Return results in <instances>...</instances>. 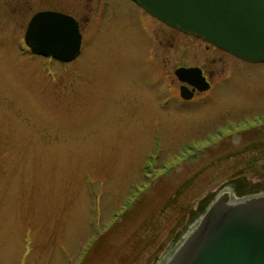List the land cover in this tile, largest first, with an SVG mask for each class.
Masks as SVG:
<instances>
[{
  "label": "rangeland",
  "instance_id": "1",
  "mask_svg": "<svg viewBox=\"0 0 264 264\" xmlns=\"http://www.w3.org/2000/svg\"><path fill=\"white\" fill-rule=\"evenodd\" d=\"M15 1L0 0V264H157L221 189L264 191V62H217L182 99L173 68L204 43L183 56L188 37L160 34L147 57L119 0L60 62L29 51Z\"/></svg>",
  "mask_w": 264,
  "mask_h": 264
},
{
  "label": "water",
  "instance_id": "2",
  "mask_svg": "<svg viewBox=\"0 0 264 264\" xmlns=\"http://www.w3.org/2000/svg\"><path fill=\"white\" fill-rule=\"evenodd\" d=\"M133 1L172 27L246 61L264 62V0ZM24 40L34 54L67 62L79 53L81 35L71 17L41 11L30 19ZM175 74L207 88L194 67H178ZM180 94L192 95L185 86ZM157 264H264V191L235 197L221 189Z\"/></svg>",
  "mask_w": 264,
  "mask_h": 264
},
{
  "label": "flooded vegetation",
  "instance_id": "3",
  "mask_svg": "<svg viewBox=\"0 0 264 264\" xmlns=\"http://www.w3.org/2000/svg\"><path fill=\"white\" fill-rule=\"evenodd\" d=\"M126 1L131 3L133 6H135L138 12L140 13L138 15V20H139L138 27L142 29V31L145 33V37L147 38L145 45L144 46L142 45V47H146L147 57L150 56V58L151 57L153 58L154 57L153 53L157 52L158 47L160 48V40H159L160 34H162L163 38L169 41L170 44L175 42V32L176 31L180 35L188 37L189 39H187V42L185 43V40H184L181 46V53L183 56L184 54H188L189 52L188 46L192 43V41L193 42L200 41L204 43L203 46L200 45V50L198 49L194 52H191L192 55L194 56V57L192 56V58L196 57L197 59H199V61L180 62L179 64H176L173 68L174 79L176 78V82H178L177 83L178 84V87H177L178 95L182 99H190V98H194L197 96H201L205 94V92H207L213 85H215L214 78L216 76L215 75L216 67H214L213 64H216L217 62H223L226 67L229 66L231 68L229 71L232 73V71L235 70L237 64H239L240 62L246 61L240 57H237L229 53L228 51H225L205 41L201 36H197L195 33L181 31L176 27H172L168 25L167 23L159 20L158 18L148 13L145 9H143L135 1L125 0V2ZM15 2H17V0ZM20 10H23L24 14L26 15L23 40H24L25 31L27 29V25L30 19L33 17V15H35L37 12L54 11V12H58L63 15H66L68 17H71L74 21L77 22L78 30L81 35V41L83 37V33H82L83 23L82 22L91 20L92 18H95V21L97 22H103V21H109V20L111 22L119 18L117 16L122 12L119 0H57L56 2L55 0H51V3L47 4V6H42V7L33 6V4L31 3V0H23V4H22V7L20 6ZM81 41H80V46H81ZM24 43H25V40H24ZM25 45L27 46L29 51L33 53L26 43ZM207 51L208 53H205ZM199 52H203L205 54L202 55L203 54L202 53L199 55ZM36 55H39V54H36ZM47 57H51V56H47ZM233 62H235L236 65L234 64V66L231 67ZM178 67H194L195 69L199 70L201 76L203 77V81L206 82L207 84V88L204 90L198 89V87L195 86L194 84V82H198L196 78L192 79V83L187 82V81H181L175 74V70ZM228 75H226V77ZM181 86H185L187 88V91L191 92L192 94L191 97L183 98L181 96L180 94ZM262 119L264 120V115L253 118L254 121H259ZM196 212H198V210ZM198 216L196 217V219L198 218ZM196 219H194L193 221H195ZM184 233L180 234L178 237H181L182 235H184ZM160 258H158L157 261Z\"/></svg>",
  "mask_w": 264,
  "mask_h": 264
},
{
  "label": "trees",
  "instance_id": "4",
  "mask_svg": "<svg viewBox=\"0 0 264 264\" xmlns=\"http://www.w3.org/2000/svg\"><path fill=\"white\" fill-rule=\"evenodd\" d=\"M248 193H249V192H248ZM248 193H247V194H248ZM249 194H250V193H249Z\"/></svg>",
  "mask_w": 264,
  "mask_h": 264
}]
</instances>
